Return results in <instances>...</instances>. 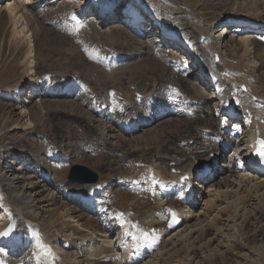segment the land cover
<instances>
[{
    "label": "bare ground",
    "instance_id": "6f19581e",
    "mask_svg": "<svg viewBox=\"0 0 264 264\" xmlns=\"http://www.w3.org/2000/svg\"><path fill=\"white\" fill-rule=\"evenodd\" d=\"M56 1L59 2L60 0L5 1L7 2L5 8L14 23V32L18 37L29 40L30 53H33V43L29 34L26 13L32 15L36 7L42 4L51 5ZM151 1L129 0L123 3L127 6L124 11L119 12L117 10L116 12L118 0H96V2L93 1L94 9L92 13L83 14L81 12L76 16L81 17V19L84 16L91 17V19L97 20L101 24L110 18H113L112 20L117 18L112 21L113 27L126 26L129 29L133 28L132 30L137 31L141 39L148 38L147 40L152 45H166L171 52L181 55V60L173 56H170L168 60L169 64L183 75L185 81H183L182 86H185L188 90L186 91L189 92L187 94L185 90H181L182 93L178 100L180 106H182L180 109L183 108L181 111L178 108L179 106L173 105L177 101H171L168 104L166 102H164L165 104L157 103V106L150 108H139V112H135V115H139L138 117L120 118L116 123L114 122L115 127L110 126L109 131L107 129H104V132L101 131L104 134L108 133L106 136L114 137V139L117 136V131H120L125 134L123 136L125 139L138 140L139 137H136L135 132L141 127L142 130H144L143 127L148 126L151 129L154 128L158 125L154 124L158 120L178 119L188 115L187 113L195 119L193 121L196 125L192 132L178 135L180 146L177 148L182 151L181 156L174 153L161 154L160 159L154 160V165L150 166L152 177L149 176L151 179L148 183H142L143 186L137 185L139 186L137 189L140 191L142 190L141 187L148 188L152 200L156 201L157 208L154 211L152 210L153 214L148 212L150 210L146 211L144 209L146 213L144 212L145 216L142 219L139 215H137L138 217L131 216L128 211V213H122V210H117L118 214L116 215L96 202L98 196L107 192L111 193L112 179H101L96 182L97 184L91 181L85 183L88 184L89 188L82 196L78 190L67 189L64 182L51 178L50 169L43 170L39 174L47 182L39 180L40 177L36 179L35 177L39 175H33L30 172L31 181L27 186L24 187L23 185V188L17 184V179H20L23 172L17 167L11 174L12 177H9L10 179L6 176L3 177V182L7 184L12 195L21 201V205L15 206L14 211L16 215H23L26 207L28 209L25 210L29 213L34 212L36 208L38 210L33 215H39L41 219L44 216L48 217L49 214L54 212V206L48 208L49 205H54L53 202L51 204L49 202L48 205L42 204V201L47 204L48 191L52 192L50 199L54 203L56 201L62 202L56 198L54 193L64 192V194L62 193L63 196L79 204L78 207H71L74 209V213L71 215H69V212L64 211L65 208H57V210L59 209V215H68L71 225L63 226L59 236L60 239L56 238L57 244L54 248L47 246L45 240L46 245H44L50 248L41 247L40 249L43 250V260L46 264H55V258L61 259L64 264H169L172 258L176 259V262L173 259L175 264H209L212 259H218L221 261L220 264H229L226 262L227 256L230 254L229 250L236 246L246 247V250L240 258L237 257V260L232 262L233 264H264V228H262V222H264V166L252 168L250 166V155L246 152V149L257 139V136L251 133L253 126H261L263 128L261 133L264 136V127L262 126V123H264V98L260 97L261 100L258 98L253 99L254 94H252L251 87L249 88L250 85H248L255 84L261 74H257L256 67L258 66V60L264 57V11L259 12L264 5V0H243L237 8L239 14L237 17L217 19L212 25L210 24L211 26L208 25L207 28L203 26L202 29L189 24V26L183 27L181 25V27L180 24H177L178 21L174 23L170 20L171 18L169 20H166L168 18L159 19L161 16ZM213 1L221 3L224 0H221V2L219 0H205L202 2L204 5L201 8L197 7L202 11L208 8V5H212ZM69 2L79 3L81 10L87 4L85 0H70ZM244 6L247 8L246 13L243 12ZM99 14L100 16H98ZM221 20H223L222 23ZM222 29L225 31L221 32ZM226 31L228 32L227 35H225ZM187 33L198 35V41L190 38ZM203 44L206 46L207 44L213 45L214 52L211 55L213 57L207 58L208 54L204 52ZM239 44L243 45L245 51L244 61L241 62H244L246 67L245 75L241 78L244 79H242L244 83L246 82L245 85H248L247 89L246 86H241V88L243 87L246 90L247 97L253 98L250 101L247 98V102H250L248 104L240 102L236 106L234 117L231 118L228 115L227 103L234 102L232 99L234 96L237 97L238 94H235L237 90L231 92L230 87L238 83L237 89H239V84H241L238 79H232V77L237 78L244 73L237 70V68H241L239 67V60H234V63H231L235 67L234 69L226 65L219 68L218 64L228 61L226 59L231 57L230 54V56L227 54L228 49L237 52L235 47ZM132 53H124L122 57L130 58ZM233 54L236 55V53ZM218 57L219 60H217ZM31 62H34V59ZM228 62H232L231 59ZM139 81L143 84L148 83L147 79H140L136 83ZM120 87L119 90H122V86ZM72 89L73 86L70 85L63 91L61 89L59 92L54 91L55 93L50 96L70 97L74 92ZM242 92L244 93V91ZM255 101H261V109L256 112L254 111L256 105H253ZM172 102L174 103L172 104ZM257 104L259 105V103ZM29 106L30 103L28 105L27 102L22 105V108H24L23 114L25 113L24 115L28 117L26 123H32L35 118L32 116V108H29ZM23 125H25L24 122ZM15 128L20 127L17 125ZM150 128H145V130ZM133 150L141 153L148 151V149L143 150V148L141 150L140 147H135ZM212 153L220 154L222 158L226 159L216 164L211 158ZM64 157L62 155L63 159ZM162 158L167 159L168 170L163 169L159 164V160H162ZM24 159L26 160V157ZM204 163H208L209 168L204 169L202 167ZM26 164L28 165V163ZM1 174L3 176V173ZM185 174H187V177L183 178ZM100 177L102 176L100 175ZM155 180L156 184L153 183ZM187 184L195 190H185ZM1 190L3 189L1 188ZM6 195L9 196L8 191L7 193L0 192V242L6 243L5 246L8 249L10 248L11 252L18 254L21 251L18 248L20 240L31 241L36 232H40L46 239H51L54 236L49 230L40 229L37 226L39 223L26 221L28 224L27 231L29 230V232L26 233L23 230L26 233L23 237L20 231L24 224L15 221L9 225L7 222L11 217V213L6 206ZM28 196L32 200L29 198L28 201ZM128 197L135 199L132 195ZM137 203H141L140 200L130 203V206L134 205L138 210ZM32 206L34 209L31 208ZM85 207L93 210L92 213L94 214L92 215L94 217L83 212L86 209ZM109 216H112L110 220H112L113 225L109 221ZM76 217L84 222H74L72 219ZM108 222H111V227ZM134 222L138 224H134L135 230H138L136 226H139V224L146 225L149 231L143 230L149 236L145 233L140 234V231H142L140 227L144 228L142 225L139 227V232L136 230L139 235L133 232V234L138 235V239L135 240L136 236L135 238L131 237V230L134 229L130 230L127 224L131 223L133 225ZM50 224L51 226L55 225L52 221H50ZM86 224L91 227L87 226L89 227L87 228ZM253 224L254 226L251 227ZM248 225L249 227H247ZM247 228L249 229L247 230ZM54 230L56 231V229ZM75 232L79 234L77 235ZM248 237L255 240L253 241L255 242L253 247L249 246ZM133 239L134 242L136 241V248L134 247L132 253ZM133 245L135 246V243Z\"/></svg>",
    "mask_w": 264,
    "mask_h": 264
},
{
    "label": "rangeland",
    "instance_id": "374dc122",
    "mask_svg": "<svg viewBox=\"0 0 264 264\" xmlns=\"http://www.w3.org/2000/svg\"><path fill=\"white\" fill-rule=\"evenodd\" d=\"M5 1H0V186L4 187H1L3 190L0 188V192L7 193L8 191L9 196L6 195V206L11 213V217L7 222L9 225L15 221L24 224V227L22 226L23 229L21 228L20 231L23 237L29 232V230L27 231L28 224L26 221L39 223L37 226L40 229H47L54 236L51 239L47 238L48 242L40 232H36L31 241L26 242L21 239L20 244L22 246L20 244L18 246L21 250L19 251V253L21 252L20 254L11 252L10 248L8 249L5 246L6 243L0 242V264H46L43 260V250L40 248H50L45 246L46 243L47 246L54 248L55 244H57L56 238L60 239L59 236L63 226L71 225L68 215H59L58 210L65 208L64 211L69 212V215H71L74 213V209L71 207H78L79 204L63 196L64 192L54 193L56 198L62 201L54 203L50 199L52 192L48 191L47 194L50 197L47 196V199L49 201H46L47 204L42 201L43 205H48L49 202L54 204L48 206V208L54 206V212L49 214L48 217L44 216L41 219L39 215H33L38 210L34 209L35 205L31 207L35 210L34 212H27L25 210L28 209L26 205L25 209L23 207L24 216L16 215L15 206L21 205V201L12 195L7 184L3 182L4 176L12 177L13 171L17 167L18 169L20 168L23 171L22 176H20L24 178L20 177V179H17V184L20 187H23V185L25 187L31 181V173L39 175L41 171L50 169L49 173L51 175H49L51 178L64 182L67 189L78 190L82 195L87 192L88 184L78 181L69 182L66 179L71 164L86 165L99 172L102 176L100 180L112 179L113 181L110 186L111 193L107 192L97 197L96 202L100 206H105L104 209L107 208V210L114 212L116 215L119 210H122V213L128 211L129 213H127L131 214V216L139 215L140 219H142L145 216V210H150L148 212L153 214L152 212L157 208V204L156 201L152 200V195L149 193L148 188L141 187L142 190L140 191L137 187L143 186L142 183H148L151 179L152 173H150V169L154 165V160L160 159L161 154L174 153L179 155L182 153V151L178 150L180 146L178 135L192 132L196 123L193 121L195 119L187 113L188 115L178 119L158 120L154 123L158 125L152 129L148 126L143 127L144 130H142L141 127L135 132L136 137H139L138 140L132 139V141L128 139V141L127 138L123 137L125 134L120 131H117V138H110V136L108 138L106 136L108 133H102L104 129L109 131L111 127H115L114 122L116 123L120 118L138 117L139 115H135V112H139V108L146 109L157 106V103L166 102L168 104L171 101H177L175 103L172 102V104L179 106V109L182 107L178 100L182 91H188L185 86H182L185 80L183 75L176 68H173L168 61L170 56L181 60V55L171 52L166 45H152L147 40L148 38L141 39L137 31L132 30L133 28L129 29L126 26L121 28L113 27L112 21L117 18H114V20L110 18L107 20L108 22H102L101 24L97 20L91 19V17L84 16L81 19V17L76 16L81 12L83 14L92 13L93 4L96 0H85L87 4L83 7V10L79 7V3L60 0L51 5L42 4L36 7L33 11L34 15L26 13L29 34L33 43V53H30L29 40L18 37L14 32V23L5 8V5H7ZM126 1L129 0H118L117 4L121 8ZM204 1L152 0L151 2L161 16L159 19L168 18L166 20H169L171 18L170 20L174 23L178 21L177 24H180L179 26L193 25L194 27L197 26L198 29L199 27L202 29L204 27L207 28L208 25L211 26L217 19L237 17L239 15L237 8L243 0H224L222 2L219 0L221 3L213 1L214 3L210 4L211 6L208 5L210 8L200 11ZM194 8L196 9L194 10ZM243 9V12L246 13L247 8L244 6ZM261 11H264V5L259 10V12ZM187 34L190 38L198 41V35ZM203 46L204 52L208 54L207 58L213 57L211 56L214 52L213 45L207 44L206 46L203 44ZM235 48L237 52H233L230 49L227 51V54L231 55L230 59L232 62H228L230 59H226L228 61L220 62L221 66L218 64V67L223 68L226 65L234 69L235 67L231 63H234V60H239V67L241 68H237V70L244 73L246 70L245 63L241 62L245 54L243 45L239 44ZM127 51L129 53L133 52L132 56L123 58L122 54L128 53ZM233 53H236V55ZM32 59H34V62H31ZM259 60L256 70L257 74H261L255 84L248 85H250L249 88L251 87L254 97L261 100L260 97L264 98V57ZM243 75L245 73L240 74L237 78L232 77V79H238L241 84H239V89H237L238 83L231 86L230 91L234 92L237 90L235 94H238L237 97H239L240 101L248 104L250 103L247 102L248 99L250 101L253 97H247V92L243 89L244 86H246V89L248 87L247 84L245 85L246 82L242 81L243 78L241 77H244ZM140 79L148 80L144 92L139 91L135 86ZM70 85L73 86L72 90L74 91L72 96H50L55 92L65 90ZM117 86H122V90H118ZM241 86L243 87L241 88ZM21 87L23 88L21 89ZM32 91L35 92L33 93ZM241 93L243 94L242 96ZM26 102L28 105L30 103L29 108H32V116L35 117L32 123H26L28 117L24 115L25 113L23 114L24 108H22V105ZM257 103L260 105L261 101L253 103L254 106L256 105L254 107L255 112L261 109V105L259 106ZM136 107L137 109H135ZM23 122L25 125H23ZM17 125L20 128L14 129ZM145 128L150 129L145 130ZM135 147H140L141 150L142 148L143 150L148 149V151L142 153L134 151ZM62 155L63 157L65 156L64 159ZM24 157H26V160ZM159 164L163 169H169L166 158L159 160ZM27 166L31 167L28 168ZM1 173H3V176ZM35 178L47 182L40 175ZM130 194L135 199L128 197L131 196ZM29 198L31 197L28 196V201L30 200ZM127 198L128 200H126ZM136 200L141 202L137 203L138 210H136L134 205L130 206V203ZM63 201L66 203L62 204L64 203ZM57 208L59 209L57 210ZM88 209H84L83 212L88 216H93V210ZM150 213L149 215L152 216ZM110 217L112 218V216H109V221L112 222ZM72 220L74 222H84L79 220V217ZM50 221L55 225L51 226ZM111 222H108L110 227L111 224L113 225V222ZM134 224L137 223L134 222L133 225L131 223L127 224V227L130 230H135ZM142 225L136 226L138 228L136 230L138 232L142 230L140 234L145 233V235L149 236L146 233L149 231L147 226L143 225L144 228H142L140 227ZM87 226L89 225L86 224ZM253 226L254 224L251 225V227ZM262 226L264 228V222H262ZM143 229L147 231L145 232ZM134 230H131L130 235L134 238L136 236L135 240H137L139 233ZM133 232L138 235L133 234ZM76 234L78 235L79 233ZM253 241H255L253 238L248 237L249 246H254L255 242ZM89 243L90 241L88 245ZM134 243L135 246L133 245ZM131 247V249L136 248L134 239ZM234 248L229 250L230 254L227 256L226 262L229 264H233L232 262L237 260V257L240 258L246 250V247L244 248L243 246ZM130 256L132 257V255ZM173 259L176 262V259L172 258L169 264H175ZM61 262V259L55 258V264H61ZM218 263H221L218 259H212L209 262V264ZM62 264H64V261Z\"/></svg>",
    "mask_w": 264,
    "mask_h": 264
},
{
    "label": "water",
    "instance_id": "95a60500",
    "mask_svg": "<svg viewBox=\"0 0 264 264\" xmlns=\"http://www.w3.org/2000/svg\"><path fill=\"white\" fill-rule=\"evenodd\" d=\"M145 85H146L145 83L143 84V82L140 81L135 84L136 88L141 92L145 91V87H146ZM117 87L118 90L121 88L120 86ZM67 180L69 182L78 181V182L88 183L89 181H91L96 183L100 180V174L99 172L89 167L83 166L81 164H73V165L71 164L67 175Z\"/></svg>",
    "mask_w": 264,
    "mask_h": 264
}]
</instances>
